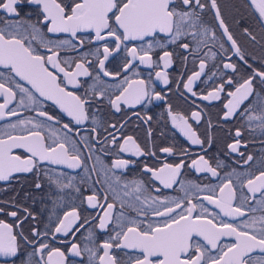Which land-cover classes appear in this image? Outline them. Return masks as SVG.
<instances>
[{
  "label": "flooded vegetation",
  "instance_id": "af4514ba",
  "mask_svg": "<svg viewBox=\"0 0 264 264\" xmlns=\"http://www.w3.org/2000/svg\"><path fill=\"white\" fill-rule=\"evenodd\" d=\"M0 264H264V7L0 0Z\"/></svg>",
  "mask_w": 264,
  "mask_h": 264
},
{
  "label": "water",
  "instance_id": "95a60500",
  "mask_svg": "<svg viewBox=\"0 0 264 264\" xmlns=\"http://www.w3.org/2000/svg\"><path fill=\"white\" fill-rule=\"evenodd\" d=\"M264 7V0H255Z\"/></svg>",
  "mask_w": 264,
  "mask_h": 264
}]
</instances>
